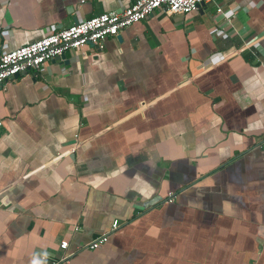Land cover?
I'll list each match as a JSON object with an SVG mask.
<instances>
[{
    "label": "crops",
    "instance_id": "0c3cea01",
    "mask_svg": "<svg viewBox=\"0 0 264 264\" xmlns=\"http://www.w3.org/2000/svg\"><path fill=\"white\" fill-rule=\"evenodd\" d=\"M134 1L0 0V54ZM214 4L238 11L229 37ZM245 43L264 53V0L155 10L0 86V264H264V59Z\"/></svg>",
    "mask_w": 264,
    "mask_h": 264
},
{
    "label": "built area",
    "instance_id": "2783aa9c",
    "mask_svg": "<svg viewBox=\"0 0 264 264\" xmlns=\"http://www.w3.org/2000/svg\"><path fill=\"white\" fill-rule=\"evenodd\" d=\"M212 2V0H135L128 7L118 13H100L81 20L75 24L61 28L55 32L36 39L16 49L0 54V86L19 73L29 72L34 76L42 72V66L65 51L80 49L86 45L102 48V41L107 37H115L118 33L145 19L155 10L162 11L164 15H187L195 12L199 4ZM215 5V19L219 27H213L211 33L218 37H229L235 33L231 21L235 19L236 11L233 8H224V5ZM244 5L238 10L246 11ZM230 28V29H228ZM252 46V45H251ZM247 43L245 49L251 48ZM254 53L264 59V53L260 47L254 45ZM233 54V53H231ZM230 54V55H231ZM112 229H116L118 223L113 221ZM107 240V235H100L86 244L89 250L97 249ZM66 241H61L59 248L64 250Z\"/></svg>",
    "mask_w": 264,
    "mask_h": 264
},
{
    "label": "water",
    "instance_id": "95a60500",
    "mask_svg": "<svg viewBox=\"0 0 264 264\" xmlns=\"http://www.w3.org/2000/svg\"><path fill=\"white\" fill-rule=\"evenodd\" d=\"M202 4V3H201ZM201 4H199V6L201 5ZM151 15V14H150ZM150 15H148V16H150ZM58 58H64V53H62V54H60L59 56H57V57H55L54 59H58ZM54 59H52V60H54ZM52 60H50V61H52ZM25 73H27V72H24V73H19L18 75H21V74H25ZM16 77V76H15Z\"/></svg>",
    "mask_w": 264,
    "mask_h": 264
}]
</instances>
